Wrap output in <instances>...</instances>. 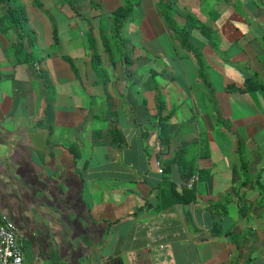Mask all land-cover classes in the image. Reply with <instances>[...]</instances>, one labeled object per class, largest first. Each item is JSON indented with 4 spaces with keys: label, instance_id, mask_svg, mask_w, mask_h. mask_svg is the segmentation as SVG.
Returning a JSON list of instances; mask_svg holds the SVG:
<instances>
[{
    "label": "crops",
    "instance_id": "obj_1",
    "mask_svg": "<svg viewBox=\"0 0 264 264\" xmlns=\"http://www.w3.org/2000/svg\"><path fill=\"white\" fill-rule=\"evenodd\" d=\"M167 1L188 48L158 0L120 36L124 0H0V220L25 264H264V0Z\"/></svg>",
    "mask_w": 264,
    "mask_h": 264
},
{
    "label": "trees",
    "instance_id": "obj_2",
    "mask_svg": "<svg viewBox=\"0 0 264 264\" xmlns=\"http://www.w3.org/2000/svg\"><path fill=\"white\" fill-rule=\"evenodd\" d=\"M124 5L123 6H119L117 9H115L113 11V15H112V22H113V34L115 36H120L122 29H123V25L124 23L129 20L130 18H132L133 14H134V9L138 6L139 2H136V0H124ZM158 7L161 11V14L163 15L164 18V22L166 23L167 26H169V28H171L174 33L175 36L181 41L182 45L184 47H190V43H189V30L185 27H181L176 20V11L175 8L173 6V4L171 2H168L167 0H158ZM187 20H189V22L191 23V25L193 26V28H197V26L195 25V17L193 16H188ZM201 30H203V28H201ZM204 31V30H203ZM53 37L55 38L56 42H58V38H57V30L56 28L53 29ZM103 37V41L105 44H107V40L104 36V34H102ZM123 44L124 41H122ZM90 46L92 49V54H93V59L95 60V64L96 67L99 64V53L97 50V46L96 43L94 41V39L91 37L90 38ZM123 46V45H122ZM107 49H110L108 45L105 46ZM198 58H199V65H200V75L203 77V79L205 80V82L207 83L208 86L211 85L209 79H208V75L206 74V65L200 55L199 52L196 53ZM124 58H126L129 62V64H126L127 68H130L131 64H130V59L128 58V55L126 53H124L123 55ZM163 109L161 108L160 112ZM165 117L162 116V114L160 115V122H161V126H160V130H159V138L161 141V145L164 146H168L171 142V136L169 134V130L168 127L165 124H162V122L165 120ZM178 159V153L170 160L168 161L167 165H171L172 162L177 161ZM241 160H242V167L245 169L247 167L246 162L244 157L241 155ZM190 177V176H189ZM189 177H187L186 179H188ZM176 200L184 202V201H188V200H193L195 198V189H184L182 194H178L176 192H174Z\"/></svg>",
    "mask_w": 264,
    "mask_h": 264
},
{
    "label": "built area",
    "instance_id": "obj_3",
    "mask_svg": "<svg viewBox=\"0 0 264 264\" xmlns=\"http://www.w3.org/2000/svg\"><path fill=\"white\" fill-rule=\"evenodd\" d=\"M160 172L164 170L160 167ZM199 181L198 173L178 183L180 190L194 189ZM23 242L18 236L13 223L0 220V264H25Z\"/></svg>",
    "mask_w": 264,
    "mask_h": 264
},
{
    "label": "rangeland",
    "instance_id": "obj_4",
    "mask_svg": "<svg viewBox=\"0 0 264 264\" xmlns=\"http://www.w3.org/2000/svg\"><path fill=\"white\" fill-rule=\"evenodd\" d=\"M114 35V34H113ZM127 36H129V34H126ZM115 36V35H114ZM111 35L112 41L114 42V47L116 48L117 45H119V41L116 40V38ZM106 48V47H105ZM107 51H109L108 49H105Z\"/></svg>",
    "mask_w": 264,
    "mask_h": 264
}]
</instances>
